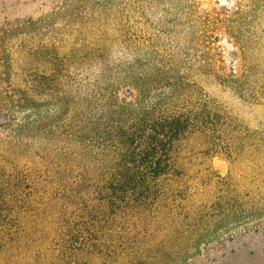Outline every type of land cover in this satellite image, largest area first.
Returning <instances> with one entry per match:
<instances>
[{
	"label": "rangeland",
	"instance_id": "obj_1",
	"mask_svg": "<svg viewBox=\"0 0 264 264\" xmlns=\"http://www.w3.org/2000/svg\"><path fill=\"white\" fill-rule=\"evenodd\" d=\"M28 19L49 25L14 46L12 80L56 69L70 112L121 107L131 89L138 95L139 74L153 93L175 86L179 102L213 106L207 132L177 151L174 201L188 222L162 260L264 264V0H0V29ZM42 45L39 56L20 52ZM35 93L29 114L55 108L57 92L48 100L39 85ZM6 133L0 179L11 176L16 193L0 211V231L28 253L8 264H56L49 253L66 224L84 223L79 209L108 165H76L80 150L59 134Z\"/></svg>",
	"mask_w": 264,
	"mask_h": 264
},
{
	"label": "trees",
	"instance_id": "obj_2",
	"mask_svg": "<svg viewBox=\"0 0 264 264\" xmlns=\"http://www.w3.org/2000/svg\"><path fill=\"white\" fill-rule=\"evenodd\" d=\"M48 25L46 19H28L9 21L0 29V134L7 135L9 130L32 136L59 134L80 150L76 165H108L97 173L100 180L89 185L86 206L79 209L84 223L66 224L64 240L48 256L56 264H166L162 253L170 250L173 232L188 222L178 216L181 207L174 201L177 151L193 135L207 132L213 106L179 102L175 86L153 93L139 74L138 95L131 89L129 102L121 107L115 103L86 113L70 112L59 92L56 69L17 83L12 80L14 46H23V41L39 36ZM47 49L42 45L20 52L25 57L39 56ZM56 62L55 57L46 58L47 66L56 67ZM39 85L48 100L57 92L55 108L29 114L38 107ZM17 114L25 117L18 119ZM66 156L71 159L69 153ZM11 180L6 175L0 179V211L14 200ZM13 236L0 231V264L28 254L12 243ZM39 255L36 251L33 256ZM175 256L170 255L167 264H175Z\"/></svg>",
	"mask_w": 264,
	"mask_h": 264
}]
</instances>
